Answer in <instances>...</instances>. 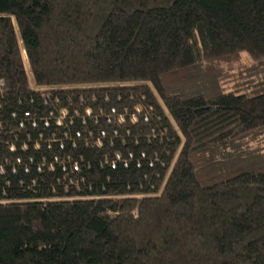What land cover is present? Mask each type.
I'll return each mask as SVG.
<instances>
[{"label":"trees","instance_id":"1","mask_svg":"<svg viewBox=\"0 0 264 264\" xmlns=\"http://www.w3.org/2000/svg\"><path fill=\"white\" fill-rule=\"evenodd\" d=\"M262 61L264 0H0V264H264ZM56 96L149 121L50 172Z\"/></svg>","mask_w":264,"mask_h":264},{"label":"built area","instance_id":"2","mask_svg":"<svg viewBox=\"0 0 264 264\" xmlns=\"http://www.w3.org/2000/svg\"><path fill=\"white\" fill-rule=\"evenodd\" d=\"M100 86L102 85H97L96 87ZM142 97L145 99V96ZM121 99L122 96L118 95L117 100L121 101ZM130 99L134 100L132 96ZM109 100L110 94H106L105 101ZM68 101L71 104L70 107L67 105L61 106L59 104L60 99L56 96L54 102L59 105L56 108H51L43 119L44 128H47L49 135H51L48 139H45V143L46 149L52 153V157L49 161L46 160V157H43L42 160L50 172L59 171L61 174H73L80 171L81 161L83 159V155L78 154L80 149H101L105 144V137L108 135V132L106 128H102V120L107 125L118 124V127L126 126L128 133L131 129L126 124L136 125L141 119L144 122L149 121V113L142 102L134 103L132 108L129 106L130 104H122V110L120 111L116 105H110L108 107L99 104L96 96L91 100L94 105L97 104L96 109L92 104H85L86 101L83 97H81L77 104H73L72 99H68ZM151 109H153L152 106H150ZM26 115H29V113ZM20 125L24 126L23 122ZM32 126L36 127L37 121H32ZM118 127L113 128L114 137L119 136ZM44 137V133L40 132L39 138L34 143L35 149L39 150L41 148V142L39 140ZM108 142L111 147L115 145L113 138ZM125 144L126 142L122 141V145L124 146ZM26 149L27 145L23 144L22 150ZM114 155V158L110 162L112 169H116L121 164L123 167H128L130 159L134 157L133 152H129L128 157H124L120 148L115 149ZM141 155L142 157H146L145 152H142ZM20 160L18 158V161ZM141 163V161H138L136 166L141 167ZM148 164L149 167H155L153 160L149 161ZM89 168L90 166H88ZM38 169L40 171L42 167L40 166ZM25 170L27 171L28 169L26 168ZM157 176L159 177L160 175L158 174ZM165 177L167 176L165 175ZM65 190L67 191V188Z\"/></svg>","mask_w":264,"mask_h":264},{"label":"rangeland","instance_id":"3","mask_svg":"<svg viewBox=\"0 0 264 264\" xmlns=\"http://www.w3.org/2000/svg\"><path fill=\"white\" fill-rule=\"evenodd\" d=\"M256 66H257L256 67L257 68V70H256L257 75L262 76L264 74V61L258 63ZM106 86H108V85H106ZM106 86H104V87H106ZM112 86H117V85H112ZM155 96L158 98V96L156 95V93H155ZM261 145L264 146V138L262 139Z\"/></svg>","mask_w":264,"mask_h":264}]
</instances>
